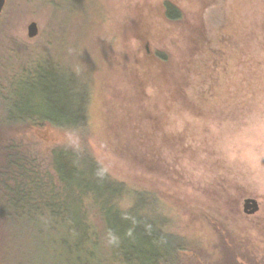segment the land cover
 I'll list each match as a JSON object with an SVG mask.
<instances>
[{
	"label": "rangeland",
	"instance_id": "1",
	"mask_svg": "<svg viewBox=\"0 0 264 264\" xmlns=\"http://www.w3.org/2000/svg\"><path fill=\"white\" fill-rule=\"evenodd\" d=\"M35 62L85 87V126L8 124L0 109V157L53 178L54 149L85 154L193 245L178 264H264V0H5L0 85ZM14 201L0 182V264H47Z\"/></svg>",
	"mask_w": 264,
	"mask_h": 264
},
{
	"label": "trees",
	"instance_id": "2",
	"mask_svg": "<svg viewBox=\"0 0 264 264\" xmlns=\"http://www.w3.org/2000/svg\"><path fill=\"white\" fill-rule=\"evenodd\" d=\"M163 10L167 20L180 17L169 3ZM14 71L0 85L5 122L84 128L87 93L82 84L68 74L60 79L38 62ZM50 169L53 178L20 156L7 152L0 157L4 193L15 196L14 209L43 245L39 263L178 264L179 253L193 247L164 230L151 205L154 199L112 180L85 154L54 149ZM126 197L131 201L123 207Z\"/></svg>",
	"mask_w": 264,
	"mask_h": 264
},
{
	"label": "water",
	"instance_id": "3",
	"mask_svg": "<svg viewBox=\"0 0 264 264\" xmlns=\"http://www.w3.org/2000/svg\"><path fill=\"white\" fill-rule=\"evenodd\" d=\"M5 6V0H0V14L2 13L3 9ZM38 34V29L35 23H30L27 26V38L28 39H33L37 36ZM259 210L258 203L253 200V199H247L244 200L243 203V213L245 215L251 216L255 215Z\"/></svg>",
	"mask_w": 264,
	"mask_h": 264
}]
</instances>
